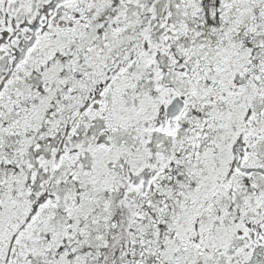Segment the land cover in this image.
<instances>
[{
	"label": "snow or ice",
	"instance_id": "1",
	"mask_svg": "<svg viewBox=\"0 0 264 264\" xmlns=\"http://www.w3.org/2000/svg\"><path fill=\"white\" fill-rule=\"evenodd\" d=\"M0 264H264V0H0Z\"/></svg>",
	"mask_w": 264,
	"mask_h": 264
}]
</instances>
